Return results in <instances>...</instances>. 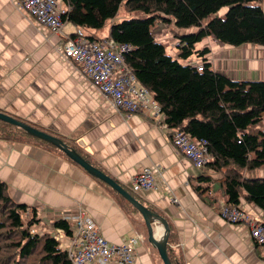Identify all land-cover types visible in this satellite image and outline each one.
Returning <instances> with one entry per match:
<instances>
[{
	"label": "crops",
	"instance_id": "0c3cea01",
	"mask_svg": "<svg viewBox=\"0 0 264 264\" xmlns=\"http://www.w3.org/2000/svg\"><path fill=\"white\" fill-rule=\"evenodd\" d=\"M74 29L66 23L61 32L69 35ZM62 40L39 27L15 2L0 0V112L71 143L135 200L162 217L173 233L169 245L178 264H264V252L253 244L246 226L228 225L219 216L226 198L216 173L208 167L193 168L175 150L162 116L126 117L111 111L78 67L60 58L56 47ZM207 40L212 52L232 48ZM240 52L238 59L247 72L264 81V47L243 45ZM216 59L215 67L210 62L214 71L222 66ZM144 169L152 171L157 190L134 193L131 178ZM0 182L13 203L25 206L29 216L34 212L36 234L55 236L54 222L81 209L107 243L138 238L134 264H162L147 243L136 211L58 151L30 139L0 140ZM237 206L264 227L263 211L241 198ZM161 231L155 226L157 240Z\"/></svg>",
	"mask_w": 264,
	"mask_h": 264
},
{
	"label": "trees",
	"instance_id": "16d2710c",
	"mask_svg": "<svg viewBox=\"0 0 264 264\" xmlns=\"http://www.w3.org/2000/svg\"><path fill=\"white\" fill-rule=\"evenodd\" d=\"M60 1L66 9L62 21L81 29L87 40L111 39L131 47L123 55L124 63L160 107L166 128L206 143L211 161L204 168L220 175L225 204L237 206L241 198L264 212V178L254 175L264 170V81L230 80L211 68L206 47H196L208 38L221 46L264 47V13L258 5L262 0ZM120 7L127 13L141 12L144 18L113 23L104 38L96 39L92 32L114 19ZM221 8H226L225 14L216 17ZM156 22L194 30L176 33L174 53L167 55L163 45L152 36ZM189 62L200 64L201 70L197 71ZM27 139L56 150L0 122V140ZM57 139L101 171L71 143ZM97 182L131 207L117 193ZM33 213L30 211L29 216L25 206L13 203L0 182V264H70L66 251L54 236L33 231V225L38 223ZM53 228L61 230L65 237L70 236L71 225L67 221L57 220ZM172 235L169 230L166 254L171 264L175 261L169 245Z\"/></svg>",
	"mask_w": 264,
	"mask_h": 264
},
{
	"label": "built area",
	"instance_id": "2783aa9c",
	"mask_svg": "<svg viewBox=\"0 0 264 264\" xmlns=\"http://www.w3.org/2000/svg\"><path fill=\"white\" fill-rule=\"evenodd\" d=\"M17 8L30 15L35 23L50 33L62 37L56 47L60 58L74 63L80 74L87 80L109 105L111 111L131 114L150 113L153 117L162 116L160 107L149 91L139 85L126 67L123 55L131 47L111 39L89 41L81 29L75 28L72 34L63 35L61 30L66 22L62 17L66 9L60 0H11ZM197 71L201 65L189 62ZM170 140L177 152L187 159L193 168L201 170L211 161L204 141L193 140L182 131H172ZM134 193L157 190L152 171L144 169L130 181ZM172 203L176 201L171 199ZM26 212H28L26 210ZM219 216L228 225L243 224L255 246L264 252V227L250 219L238 206L225 204L220 207ZM71 225L70 236L65 237L61 230L54 236L60 247L66 251L70 264H134V251L138 238L130 236L118 245L107 243L99 234L95 223L84 211L62 219ZM62 243H65L64 245Z\"/></svg>",
	"mask_w": 264,
	"mask_h": 264
},
{
	"label": "water",
	"instance_id": "95a60500",
	"mask_svg": "<svg viewBox=\"0 0 264 264\" xmlns=\"http://www.w3.org/2000/svg\"><path fill=\"white\" fill-rule=\"evenodd\" d=\"M262 12L264 13V0H262L261 6ZM0 122L7 125L16 127L22 132L30 137L38 139L46 144L51 145L60 153H62L70 162L78 166L82 171H84L91 178L106 185L109 189L117 193L122 197L140 216L145 231L147 243L156 251L157 256L162 264H171L168 260L166 254V240L168 236V226L164 219L157 215L155 212L143 206L140 202L135 200L126 191H124L114 180L104 174L102 171L96 167L90 165L83 158H81L75 151L69 149L62 141L59 139L39 130H36L28 125L17 122L12 117L0 112ZM155 226L160 227L162 230V236L160 240H157L153 234Z\"/></svg>",
	"mask_w": 264,
	"mask_h": 264
},
{
	"label": "rangeland",
	"instance_id": "374dc122",
	"mask_svg": "<svg viewBox=\"0 0 264 264\" xmlns=\"http://www.w3.org/2000/svg\"><path fill=\"white\" fill-rule=\"evenodd\" d=\"M258 5L262 6V4H258ZM225 11H226V8H221L216 12L215 16L221 18L225 14ZM130 18L141 19V18H144V15L141 12H129V13H127L123 10L122 7H120L118 9V12H117L116 16L114 17V19H112L110 22H108V24L105 27H103L102 29L92 32L93 36L95 38H102V37L106 36L107 29L109 28V26L111 24H113V23L116 24V23L121 22L122 20H127ZM193 30H194V28H191V29H175L172 24H162V23L156 22L154 24L152 30H151V33H152V36L154 37V40L163 45L165 53L167 55H173L174 48L177 45L176 40L174 38V35L176 33H187V32L193 31ZM206 41H210V40L204 39L203 41H201V43H205V46L204 45L200 46V44H199L196 47L197 48L206 47L209 50L206 58L209 62H211V64L213 63V65L215 62V58L217 57L216 61L218 62V65L222 64V66L220 68H218L216 71L219 72L221 75H223L224 77H226L230 80H234V81L261 80L259 78V76L256 75L255 73L247 72L248 69L246 68V65L244 63H242V61L240 59H238V58H241V56H242V55L240 56V53H241L240 47L241 46L232 47L229 50H222L221 52L220 51L216 52V50L212 52V50L210 48L211 47L210 43L209 42L206 43ZM209 53H210V55H209ZM220 54H221V56H220ZM222 56L225 57V58H223L224 59L223 62L219 60ZM235 59H237L238 62H240V63H237L235 61ZM214 67H215V65H214ZM255 176L264 178V170L257 171L255 173ZM214 178H215V180H219L220 175L216 173V174H214Z\"/></svg>",
	"mask_w": 264,
	"mask_h": 264
}]
</instances>
